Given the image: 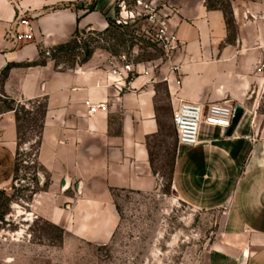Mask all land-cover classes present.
<instances>
[{
	"label": "crops",
	"instance_id": "1",
	"mask_svg": "<svg viewBox=\"0 0 264 264\" xmlns=\"http://www.w3.org/2000/svg\"><path fill=\"white\" fill-rule=\"evenodd\" d=\"M119 1L0 0V75L13 66L3 90L45 104L37 161L49 183L27 214L79 241L108 244L120 224L115 193L157 191L167 154L177 198L223 212L206 264H264V0H230L232 27L209 0H168L161 13L183 50L133 64L131 73L114 74V57L101 54L71 70L50 59L35 65L77 30L104 32ZM87 102L101 109L90 116ZM220 102L244 112L233 134L203 123L197 146L179 145V106ZM17 138L15 114L0 116V189L14 181Z\"/></svg>",
	"mask_w": 264,
	"mask_h": 264
},
{
	"label": "rangeland",
	"instance_id": "2",
	"mask_svg": "<svg viewBox=\"0 0 264 264\" xmlns=\"http://www.w3.org/2000/svg\"><path fill=\"white\" fill-rule=\"evenodd\" d=\"M135 1L118 3L126 7L123 11L118 7L121 26L127 27L126 36L115 29L101 35L87 31L80 37L81 47L87 44L95 54L114 57L121 63L123 57L130 64L162 59L155 36L156 25L135 7ZM146 1L157 11L168 4V0ZM209 5L231 14L230 0H209ZM79 54L82 57V51ZM61 67L67 65L61 64ZM17 102L25 109L19 115L18 169L13 183L0 189V264L207 263L210 246L221 231L223 212L195 211L177 198L170 184L171 156L167 154L161 156L166 163L164 179L157 191L115 193L120 224L108 244L79 241L47 221L27 214L34 196L49 183L37 161L45 104L43 101ZM155 158L160 159V156L156 154Z\"/></svg>",
	"mask_w": 264,
	"mask_h": 264
},
{
	"label": "built area",
	"instance_id": "3",
	"mask_svg": "<svg viewBox=\"0 0 264 264\" xmlns=\"http://www.w3.org/2000/svg\"><path fill=\"white\" fill-rule=\"evenodd\" d=\"M135 7L141 9L148 20L156 25V41L163 53V60L173 59L184 48L183 44L179 41L177 35L170 29L168 20L161 14V11H157L146 0H136ZM120 9H126L125 6H118ZM121 15V14H120ZM118 25L123 22L118 18L116 20ZM22 24L28 25V22L22 21ZM26 38H30V35H26ZM123 62H119L116 58H113L110 65L114 74L120 73L121 70L131 73L133 71V64L126 62V58L123 57ZM178 70V67H174ZM260 70H264V65ZM89 108V115H95L101 106H91L89 102L86 103ZM234 117V108L230 106L228 102L214 103L210 105H197L190 103H182L179 108L174 112L173 122L176 130L177 141L179 145L186 147H195L200 143V130L201 125L206 123L211 126H217L223 129H229L232 126Z\"/></svg>",
	"mask_w": 264,
	"mask_h": 264
},
{
	"label": "trees",
	"instance_id": "4",
	"mask_svg": "<svg viewBox=\"0 0 264 264\" xmlns=\"http://www.w3.org/2000/svg\"><path fill=\"white\" fill-rule=\"evenodd\" d=\"M96 9L94 5L90 6L88 8V12H92ZM227 22L230 26L231 23V14L227 15ZM111 29H115L117 31H123L122 35L126 36L124 30L127 29V27H123L121 25H117L116 21H111L109 24V27L104 32H93L88 31L92 34L98 33V35L109 33ZM87 31H79L77 30L72 37V39L64 44L58 45L50 50L42 51L41 52V61L35 63V65H42L45 63L46 59H50L55 63V66L57 68L61 67V64L67 65L66 70L74 69L77 66H83L90 62V60L93 58L95 51L90 49V46L85 44L84 47H81L80 43V37L81 35H84ZM82 51V57H80L81 54L79 52ZM79 59V60H78ZM137 64V63H136ZM13 66H8L0 75V116L13 112L15 114V120H16V126H17V132L19 129V122H20V113L22 110L25 109V106L20 107V103L16 100L12 99L11 97L7 96L6 93L3 90V81L7 77L9 70ZM45 116V109L43 118L41 121V132L43 129V120ZM19 135V132H18ZM20 136V135H19ZM41 142V137H40ZM39 142V144H40ZM17 159H16V165H15V173L17 172Z\"/></svg>",
	"mask_w": 264,
	"mask_h": 264
},
{
	"label": "water",
	"instance_id": "5",
	"mask_svg": "<svg viewBox=\"0 0 264 264\" xmlns=\"http://www.w3.org/2000/svg\"><path fill=\"white\" fill-rule=\"evenodd\" d=\"M243 110H241L239 107H235L234 108V117H233V123L232 126L230 128V133L229 135L233 134V132L235 131V129L237 128L239 122L241 121L242 117H243Z\"/></svg>",
	"mask_w": 264,
	"mask_h": 264
}]
</instances>
